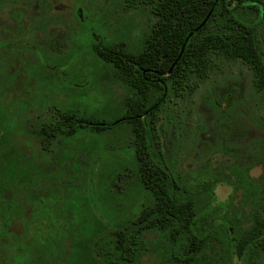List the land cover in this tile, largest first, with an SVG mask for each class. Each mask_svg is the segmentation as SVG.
Instances as JSON below:
<instances>
[{"label":"rangeland","instance_id":"obj_1","mask_svg":"<svg viewBox=\"0 0 264 264\" xmlns=\"http://www.w3.org/2000/svg\"><path fill=\"white\" fill-rule=\"evenodd\" d=\"M149 25L145 10L128 9L120 0H0V131L6 127L0 141V192L16 203L13 207L24 198L47 201L63 196L66 202L58 205L62 212L54 209L53 214L67 221L71 215L65 206L81 196L92 174L106 210L116 218L130 216L140 185L129 159L131 128L117 118L132 91L92 44L102 39L136 50ZM260 101L264 99L254 92L249 67L228 61L193 99H180L177 106L170 103L160 119L167 156L179 172L202 169L225 177L249 168L254 179L245 175L248 183L235 190L227 212L228 218L241 219L243 227L256 208L264 213ZM59 111L94 114L116 126L101 137L81 130L75 137L57 139L47 150L38 131ZM94 157L101 158L94 162ZM224 183L216 189L217 202L234 191ZM5 206L0 208V224L8 211ZM80 222L73 228L78 233ZM162 240L157 242L163 245ZM4 250L0 244V264H14L5 260ZM142 264L170 263L163 249L151 248Z\"/></svg>","mask_w":264,"mask_h":264},{"label":"trees","instance_id":"obj_2","mask_svg":"<svg viewBox=\"0 0 264 264\" xmlns=\"http://www.w3.org/2000/svg\"><path fill=\"white\" fill-rule=\"evenodd\" d=\"M120 1L128 9L145 10L150 25L140 48L131 50L122 42L102 39L92 48L132 91L122 101L117 121L132 131L129 159L140 194L130 216L116 218L103 205L96 175L89 174L81 196L65 206L71 215L65 221L53 214L62 212L58 205L66 202L63 196L47 201L24 198L13 207L16 203L0 192V208L8 205L0 224L5 260L14 264H142L144 256L156 248L163 249L170 264H206V260H212L207 264H262V208L252 212L244 227L241 219L227 217L235 190L245 189L244 182L248 183L246 174L254 179L249 168L225 177L202 169L179 172L167 156L160 119L170 103L177 106L180 99H193L228 61H241L249 67L254 92L264 99V0ZM212 8L211 17L187 41L170 71L189 32ZM152 69H156V80L151 79ZM114 126L115 122L99 120L94 114L59 111L38 133L47 142L44 148L50 150L59 138L75 137L84 129L101 137ZM5 128L0 131V141ZM96 157L94 162L101 158ZM222 182L234 191L217 202L216 189ZM79 221L78 233L73 228ZM161 239L163 245L157 242Z\"/></svg>","mask_w":264,"mask_h":264},{"label":"water","instance_id":"obj_3","mask_svg":"<svg viewBox=\"0 0 264 264\" xmlns=\"http://www.w3.org/2000/svg\"><path fill=\"white\" fill-rule=\"evenodd\" d=\"M213 10L214 8H212L208 14L206 15V17L203 19V21L198 25L196 26L193 30H191L189 32V34L187 35V37L185 38V41L183 43V46L181 48V51L180 53L178 54V56L176 57V59L173 61L172 65H171V68H170V71L173 70V68L175 67V65L178 63V61L180 60V58L182 57L183 55V52L185 50V47H186V44H187V41L191 38V36L193 34H195L198 30H200L201 28H203L205 26V24L207 23L208 19L211 17L212 13H213Z\"/></svg>","mask_w":264,"mask_h":264},{"label":"flooded vegetation","instance_id":"obj_4","mask_svg":"<svg viewBox=\"0 0 264 264\" xmlns=\"http://www.w3.org/2000/svg\"><path fill=\"white\" fill-rule=\"evenodd\" d=\"M150 71H152V73H151V79L152 80H156V69H152V70H150Z\"/></svg>","mask_w":264,"mask_h":264}]
</instances>
